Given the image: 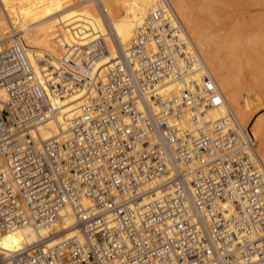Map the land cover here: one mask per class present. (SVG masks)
I'll return each instance as SVG.
<instances>
[{
	"label": "built area",
	"instance_id": "obj_1",
	"mask_svg": "<svg viewBox=\"0 0 264 264\" xmlns=\"http://www.w3.org/2000/svg\"><path fill=\"white\" fill-rule=\"evenodd\" d=\"M0 39V264H264V161L171 0L128 48ZM78 112L43 139L66 95ZM225 108L213 118L212 109ZM187 122V126L184 125ZM66 124V128H63ZM72 213L79 233L4 236Z\"/></svg>",
	"mask_w": 264,
	"mask_h": 264
},
{
	"label": "bare ground",
	"instance_id": "obj_2",
	"mask_svg": "<svg viewBox=\"0 0 264 264\" xmlns=\"http://www.w3.org/2000/svg\"><path fill=\"white\" fill-rule=\"evenodd\" d=\"M81 0H0V39L11 31H17L31 42L27 46L36 49L48 48L54 39L62 36L67 39L71 32L76 36L78 26H84L91 32L105 36L109 55L98 59L95 70L102 68L104 73L120 52L125 51L135 34V30L145 15L160 5V0H88L76 11L73 18L58 17L52 23H38L47 15L59 12L65 7ZM193 40L217 77L227 102L233 107L239 120L251 124V132L257 140L259 153L264 161V114L256 113V107L264 105V13L244 17V5H264V0H171ZM236 7L242 17L225 30L217 22L219 14L229 12ZM248 7V6H247ZM253 7V6H252ZM99 11L105 17L109 29L100 18ZM211 21H210V19ZM210 24V25H209ZM212 26L224 36L211 31ZM113 30V32H112ZM218 30L216 32H218ZM35 31V33H34ZM35 34V36L33 35ZM113 33V34H112ZM34 36V37H33ZM34 38V39H33ZM71 39V37H69ZM26 40V39H25ZM227 52L228 58L220 60ZM83 93L66 95L57 107L56 119L48 120L41 127L43 139L53 137L60 130L59 122L66 113L72 118L83 103ZM210 115L218 118L225 115V108L212 109ZM187 126V122L184 121ZM63 124V128H66ZM72 213L62 212L54 223L38 228L25 227L23 230L4 236L3 245L16 249L51 236L50 242L57 243L79 233ZM5 264H10L5 261Z\"/></svg>",
	"mask_w": 264,
	"mask_h": 264
},
{
	"label": "rangeland",
	"instance_id": "obj_3",
	"mask_svg": "<svg viewBox=\"0 0 264 264\" xmlns=\"http://www.w3.org/2000/svg\"><path fill=\"white\" fill-rule=\"evenodd\" d=\"M86 3H89L88 0H81L80 2L76 3V4H73V5H70V6H67L65 7L63 10L59 11V12H56V13H53L51 15H47L43 20L39 21L38 23H42V22H45V23H52V22H55L58 17H63V16H67L68 18H73L75 17L76 15V11L84 6ZM256 4H253V5H244L245 6V11H248L245 15V12H244V17L245 18H249L250 15H255V14H260L261 13H264V5L262 6H259L257 4V6H254ZM253 6V7H252ZM229 12H226L225 14H219V18L217 19V22L219 24H221L220 26L223 27V29L225 30H228L232 24H234L238 19H240V17H242L241 13L239 12V10H237L236 7H231L230 9H228ZM0 12H1V8H0ZM99 15H100V18L101 20L103 21V23L105 24V26L109 29V25L107 24V21L105 20V17H103V14L101 13V11H99ZM210 19V18H209ZM211 21V19H210ZM210 25V24H209ZM77 30V35L79 37H82V38H85V39H88L90 40L92 37H91V32L88 31L87 29H85L84 26H78L76 28H74ZM221 30L219 32V30L217 29V27L215 26H212L210 28L211 31H214V30H218V32H214L217 36H224L225 35V31L224 30ZM113 32V30H112ZM35 33V31H34ZM33 33V35L35 36V34ZM113 34V33H112ZM33 36V37H34ZM68 40H70L69 37L74 38L75 35L71 32V34L69 36H67ZM23 40H25V42L27 44H29L28 42H31V40L28 41V39L26 37H22ZM34 39V38H33ZM28 41V42H27ZM228 54L227 52H224L220 55V60H224L226 58H228ZM256 113H260V114H264V105H259L256 107ZM249 126V128L251 127V124H245V126Z\"/></svg>",
	"mask_w": 264,
	"mask_h": 264
}]
</instances>
